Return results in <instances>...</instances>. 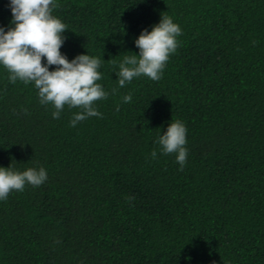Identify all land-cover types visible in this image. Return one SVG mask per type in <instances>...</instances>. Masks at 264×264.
<instances>
[{"label": "trees", "instance_id": "trees-1", "mask_svg": "<svg viewBox=\"0 0 264 264\" xmlns=\"http://www.w3.org/2000/svg\"><path fill=\"white\" fill-rule=\"evenodd\" d=\"M9 4L0 0L5 31ZM50 9L66 26L61 54L101 58L108 96L94 102L102 118L72 127L79 108L54 119L34 82H10L0 64V167L47 172L0 200V264H264V0ZM161 16L181 29L162 78L119 87L120 63ZM176 120L187 129L183 170L156 143Z\"/></svg>", "mask_w": 264, "mask_h": 264}, {"label": "clouds", "instance_id": "clouds-1", "mask_svg": "<svg viewBox=\"0 0 264 264\" xmlns=\"http://www.w3.org/2000/svg\"><path fill=\"white\" fill-rule=\"evenodd\" d=\"M50 5L53 0H10V23L14 27L7 31L0 27V64L10 72V82L15 83L17 79L25 84L34 82L40 103L52 104L55 108L54 119L59 118L65 105L79 108L70 122V126L75 127L88 117L102 118L94 106L95 101L108 96L96 83L101 79L97 69L102 59L82 54L69 61L61 54L60 48L66 39L62 33L66 26L51 14ZM180 34V27L168 16H161L151 31L142 30L135 40L139 55L125 56L119 65L118 86L122 88L142 74L153 81L160 80L169 55L178 47ZM42 57L46 58V64H42ZM50 65L57 67L49 71ZM116 91L113 89V93ZM131 100V93L123 97L124 103ZM186 132L183 122L176 120L168 124L167 130L156 141L164 154H177L180 170H183L188 155ZM151 156L156 158L155 150ZM46 180L47 172L43 167L28 168L23 172L0 167V200L7 199L13 190L23 191L26 184L38 187ZM133 199L129 197V200Z\"/></svg>", "mask_w": 264, "mask_h": 264}]
</instances>
